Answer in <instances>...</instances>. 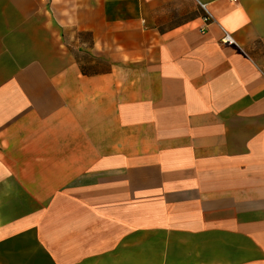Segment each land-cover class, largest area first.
<instances>
[{
    "label": "crops",
    "instance_id": "crops-1",
    "mask_svg": "<svg viewBox=\"0 0 264 264\" xmlns=\"http://www.w3.org/2000/svg\"><path fill=\"white\" fill-rule=\"evenodd\" d=\"M0 264H264V0H0Z\"/></svg>",
    "mask_w": 264,
    "mask_h": 264
},
{
    "label": "built area",
    "instance_id": "built-area-1",
    "mask_svg": "<svg viewBox=\"0 0 264 264\" xmlns=\"http://www.w3.org/2000/svg\"><path fill=\"white\" fill-rule=\"evenodd\" d=\"M231 1L236 2L237 0H231ZM200 6L207 12V17L205 18V22L209 23L211 20V15L208 13V11L206 9V5L201 4ZM222 43L227 44V45H236L232 35L229 33H225V35L222 39Z\"/></svg>",
    "mask_w": 264,
    "mask_h": 264
}]
</instances>
